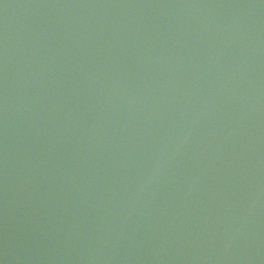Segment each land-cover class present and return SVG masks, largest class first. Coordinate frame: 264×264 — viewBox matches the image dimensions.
I'll use <instances>...</instances> for the list:
<instances>
[{
    "label": "water",
    "instance_id": "water-1",
    "mask_svg": "<svg viewBox=\"0 0 264 264\" xmlns=\"http://www.w3.org/2000/svg\"><path fill=\"white\" fill-rule=\"evenodd\" d=\"M0 264H264V0H0Z\"/></svg>",
    "mask_w": 264,
    "mask_h": 264
}]
</instances>
